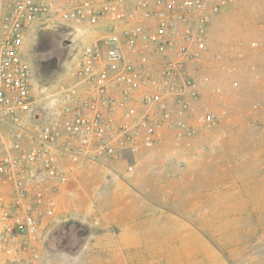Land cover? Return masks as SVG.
Returning a JSON list of instances; mask_svg holds the SVG:
<instances>
[{
  "label": "built area",
  "instance_id": "2783aa9c",
  "mask_svg": "<svg viewBox=\"0 0 264 264\" xmlns=\"http://www.w3.org/2000/svg\"><path fill=\"white\" fill-rule=\"evenodd\" d=\"M231 1L0 0V264L41 258L56 194L82 160L215 123L210 104L199 106L209 83L198 69ZM59 17L81 41L72 82L48 92L24 50Z\"/></svg>",
  "mask_w": 264,
  "mask_h": 264
},
{
  "label": "rangeland",
  "instance_id": "374dc122",
  "mask_svg": "<svg viewBox=\"0 0 264 264\" xmlns=\"http://www.w3.org/2000/svg\"><path fill=\"white\" fill-rule=\"evenodd\" d=\"M57 19L24 50L34 84L48 92L72 82L81 41L73 22ZM198 71L209 83L199 106L218 118L179 148L186 159L158 173L165 207L146 228L150 242L115 254L84 248L88 229L77 224L49 234L47 256L2 264H264V0H232L214 16Z\"/></svg>",
  "mask_w": 264,
  "mask_h": 264
},
{
  "label": "crops",
  "instance_id": "0c3cea01",
  "mask_svg": "<svg viewBox=\"0 0 264 264\" xmlns=\"http://www.w3.org/2000/svg\"><path fill=\"white\" fill-rule=\"evenodd\" d=\"M92 39L89 35L84 38ZM161 134L154 143L124 149L104 163L82 160L76 166L61 183L56 208L46 219L41 256L49 253L46 245L53 238L52 231L56 236L64 230L71 233L77 224L88 229L84 248L96 242L115 254L135 243L151 241L146 238V228L155 225L158 207H165L158 203L160 185L155 179L186 159L179 148L187 147L195 136L179 137L175 129L167 128ZM161 192L165 193L163 188Z\"/></svg>",
  "mask_w": 264,
  "mask_h": 264
}]
</instances>
